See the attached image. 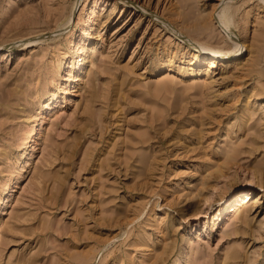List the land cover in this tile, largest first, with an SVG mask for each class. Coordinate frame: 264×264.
Masks as SVG:
<instances>
[{
	"label": "rangeland",
	"instance_id": "rangeland-1",
	"mask_svg": "<svg viewBox=\"0 0 264 264\" xmlns=\"http://www.w3.org/2000/svg\"><path fill=\"white\" fill-rule=\"evenodd\" d=\"M9 2L0 264H264V0Z\"/></svg>",
	"mask_w": 264,
	"mask_h": 264
},
{
	"label": "bare ground",
	"instance_id": "bare-ground-1",
	"mask_svg": "<svg viewBox=\"0 0 264 264\" xmlns=\"http://www.w3.org/2000/svg\"><path fill=\"white\" fill-rule=\"evenodd\" d=\"M4 2V1H3ZM10 2L9 0H6L5 3H4V6L2 8H0V10H4L5 8H7V6H9ZM94 6L95 4H93L92 6H90V10H89V15L93 14L92 12L94 11ZM5 11V10H4ZM4 14V12H3ZM3 14H0V21L3 20ZM5 19V17H4ZM68 20V19H67ZM66 20V21H67ZM232 20H233V16H232V13H230L228 10L222 12L219 14V20H218V23H219V26L224 28V29H229L230 25L232 24ZM65 24V23H64ZM95 24H96V19H93L91 24H90V27L89 29L88 28H84L81 26V29L80 31H82L83 33H87V34H90L92 32V30L95 29ZM223 29V31H224ZM89 30V31H88ZM79 31V32H80ZM75 34V33H74ZM78 34V33H77ZM92 34V33H91ZM72 46H73V49L74 50H77L80 51V49H82V40L80 38L79 35H77V38L76 40L73 41L72 43ZM241 46V47H240ZM238 47H240L239 49H237ZM250 46L249 44H247V39H244V42L239 45V43H234V45H232L230 48H228L229 50L230 49H236V51H229L228 49H223V48H217L215 50H211L209 53H206L205 55H209V58L212 59L211 63L212 65H214V62L218 59H226V58H229L230 56L231 57H235V59H238L240 58L242 55L244 54H247L250 52L251 49H249ZM92 50V49H91ZM89 49H87L86 51H84L83 53H81L79 56H80V60L78 62V67L79 65L81 64V62L86 59V57L89 55L90 51ZM200 52H204L205 53V50L206 49H199ZM92 52V51H91ZM91 54V53H90ZM205 57V56H204ZM202 58H199V57H195V59H192L194 60L195 62H198V60H200ZM205 59V58H204ZM77 68V67H76ZM77 78V77H76ZM57 96V95H56ZM34 129V128H33ZM35 131L34 130H31L29 131L24 139H23V142H21L23 145L31 140L34 141V137H35ZM30 139V140H29ZM29 140V141H28ZM23 147V146H22ZM245 192H242V193H230L228 194L227 196H225L220 204V206L218 208L215 209V218H216V221H221L223 216H224V213L229 210L232 206H235L241 202L244 203V201L246 200V196H244ZM9 197H10V194L7 193L1 200V203L3 205H6L8 202H9ZM209 212L207 211V214L206 216H209ZM177 264H179V262H177Z\"/></svg>",
	"mask_w": 264,
	"mask_h": 264
}]
</instances>
